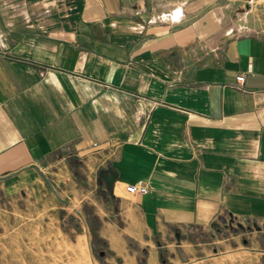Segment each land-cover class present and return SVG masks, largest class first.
<instances>
[{
  "label": "crops",
  "instance_id": "1",
  "mask_svg": "<svg viewBox=\"0 0 264 264\" xmlns=\"http://www.w3.org/2000/svg\"><path fill=\"white\" fill-rule=\"evenodd\" d=\"M193 1L264 0H0V194L101 180L108 261L264 255V3L226 34Z\"/></svg>",
  "mask_w": 264,
  "mask_h": 264
},
{
  "label": "rangeland",
  "instance_id": "2",
  "mask_svg": "<svg viewBox=\"0 0 264 264\" xmlns=\"http://www.w3.org/2000/svg\"><path fill=\"white\" fill-rule=\"evenodd\" d=\"M183 2L177 1V9L186 13L187 6H183ZM193 3L188 7L192 21L187 22L189 25H208L209 31L221 25L224 33L235 30L237 34L238 30L252 27L255 19L259 24L262 17L258 9L264 1H241L236 4L232 1H203L202 9L197 7L201 1ZM201 18H204L202 22L199 21ZM212 37L210 33V39ZM82 177L83 181L77 176V184L83 188L86 197L74 198L71 193L58 194L60 192L55 195L50 190L42 197H26L24 194L10 197L1 192L0 264H123L107 260L110 255L101 245L99 237L104 219L98 213L106 200L102 192L106 188L101 180L95 182ZM65 186L72 190V185ZM94 190L97 197L88 196ZM80 237H85L88 243L84 254L78 251L76 258L72 249H77ZM241 246L243 251V238ZM127 264H149L148 255L140 253L135 261ZM154 264H264V255L254 258L245 252L234 251L205 258L199 256L182 263L160 257Z\"/></svg>",
  "mask_w": 264,
  "mask_h": 264
},
{
  "label": "built area",
  "instance_id": "3",
  "mask_svg": "<svg viewBox=\"0 0 264 264\" xmlns=\"http://www.w3.org/2000/svg\"><path fill=\"white\" fill-rule=\"evenodd\" d=\"M237 81L243 84L245 82L244 76L238 77ZM126 190L130 195L141 196L147 195L149 192L148 186L143 182H138L136 184L130 185L126 188Z\"/></svg>",
  "mask_w": 264,
  "mask_h": 264
},
{
  "label": "bare ground",
  "instance_id": "4",
  "mask_svg": "<svg viewBox=\"0 0 264 264\" xmlns=\"http://www.w3.org/2000/svg\"><path fill=\"white\" fill-rule=\"evenodd\" d=\"M87 243L88 242L85 239V237H80L79 238L78 245H77V249H72L73 253L75 254L74 257L76 256V258H77L78 251H81V253L84 254V252L86 251V244Z\"/></svg>",
  "mask_w": 264,
  "mask_h": 264
}]
</instances>
